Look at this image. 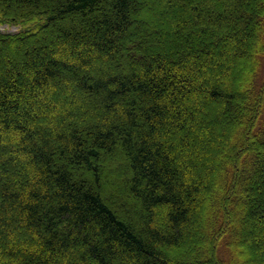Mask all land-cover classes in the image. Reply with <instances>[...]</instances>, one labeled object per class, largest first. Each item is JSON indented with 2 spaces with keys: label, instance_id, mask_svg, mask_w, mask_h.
Instances as JSON below:
<instances>
[{
  "label": "trees",
  "instance_id": "obj_1",
  "mask_svg": "<svg viewBox=\"0 0 264 264\" xmlns=\"http://www.w3.org/2000/svg\"><path fill=\"white\" fill-rule=\"evenodd\" d=\"M3 26L0 264H264V0H0Z\"/></svg>",
  "mask_w": 264,
  "mask_h": 264
},
{
  "label": "rangeland",
  "instance_id": "obj_2",
  "mask_svg": "<svg viewBox=\"0 0 264 264\" xmlns=\"http://www.w3.org/2000/svg\"><path fill=\"white\" fill-rule=\"evenodd\" d=\"M0 30L1 31H9V32H13V33H18V32H20L21 28L20 27H15V26H13V27L3 26V27H0Z\"/></svg>",
  "mask_w": 264,
  "mask_h": 264
}]
</instances>
